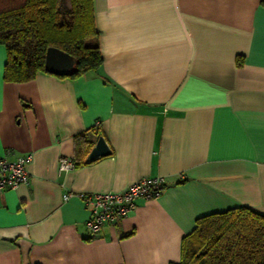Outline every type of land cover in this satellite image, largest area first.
I'll use <instances>...</instances> for the list:
<instances>
[{"label": "crops", "instance_id": "0c3cea01", "mask_svg": "<svg viewBox=\"0 0 264 264\" xmlns=\"http://www.w3.org/2000/svg\"><path fill=\"white\" fill-rule=\"evenodd\" d=\"M92 7L96 71L6 81L0 45V155H32L29 183L0 191V264H171L199 217L264 215V0ZM79 134L89 147L76 150ZM99 136L110 153L85 162ZM76 156L84 163L59 173ZM145 177L164 179L157 197L87 230L79 193Z\"/></svg>", "mask_w": 264, "mask_h": 264}, {"label": "trees", "instance_id": "16d2710c", "mask_svg": "<svg viewBox=\"0 0 264 264\" xmlns=\"http://www.w3.org/2000/svg\"><path fill=\"white\" fill-rule=\"evenodd\" d=\"M92 0H0V45L6 50L3 77L26 82L45 71V52L56 47L76 59L69 77L101 66ZM241 58L237 65H241ZM85 134L76 150L89 147ZM76 166L84 163L75 157ZM171 264H264V215L235 207L199 217L182 239L181 257Z\"/></svg>", "mask_w": 264, "mask_h": 264}, {"label": "built area", "instance_id": "2783aa9c", "mask_svg": "<svg viewBox=\"0 0 264 264\" xmlns=\"http://www.w3.org/2000/svg\"><path fill=\"white\" fill-rule=\"evenodd\" d=\"M31 159V154L18 156L14 160L0 155V191L15 189L29 183L30 175L27 164ZM75 167L76 161L73 159L63 157L59 160V173ZM163 186L164 179L162 177H145L129 184L119 192L79 193L77 196L81 198L90 213L85 227L91 234L97 233L102 226L116 223L127 216L130 211L135 209L138 198L157 197ZM70 196V194H65L63 199L66 200Z\"/></svg>", "mask_w": 264, "mask_h": 264}, {"label": "water", "instance_id": "95a60500", "mask_svg": "<svg viewBox=\"0 0 264 264\" xmlns=\"http://www.w3.org/2000/svg\"><path fill=\"white\" fill-rule=\"evenodd\" d=\"M75 65L76 59L72 55L56 47H48L46 49L44 61V69L46 72L58 76H69L73 73ZM109 153L110 149L105 139L99 136L94 146L89 151L85 162H90L97 157L105 156Z\"/></svg>", "mask_w": 264, "mask_h": 264}]
</instances>
